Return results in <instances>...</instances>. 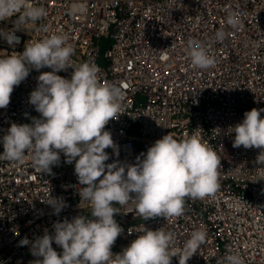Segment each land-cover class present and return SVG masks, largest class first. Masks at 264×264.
Returning <instances> with one entry per match:
<instances>
[{"label":"built area","instance_id":"1","mask_svg":"<svg viewBox=\"0 0 264 264\" xmlns=\"http://www.w3.org/2000/svg\"><path fill=\"white\" fill-rule=\"evenodd\" d=\"M77 5L84 11L73 15ZM27 6H43L48 15L35 24L18 25L19 43L9 45L0 37V58L22 53L29 42L64 34L75 49L73 65L91 59L104 79L124 87L118 119L105 127L118 155L106 149V164L135 163L169 132L178 140L198 134L221 156L220 190L202 200L187 198L180 217L144 220L134 200L115 205L120 213L114 219L123 232L113 254L138 238L143 225L174 232L177 249L203 227L206 243L187 264H221L229 253L238 254L243 264H264V165L256 163L260 150L233 147L235 134L229 133L246 111L264 108V0H28ZM232 11L243 22L238 31L226 23ZM16 19L0 21V29L14 30ZM218 30L226 33L223 42L213 39ZM190 38L207 43L214 67L192 65ZM50 71L32 69L14 87L9 105L0 109V139L13 123L31 124L40 117L29 97L38 76ZM72 72L68 68L56 74L70 79ZM74 166L75 161L65 163L62 152L51 174L34 168L27 154L22 163L0 159V264H34L31 243L21 246L22 239L54 234L53 225L64 219L91 218V206L80 200L84 186ZM49 196L66 205L58 215L46 202ZM52 247L62 253L54 242ZM171 264H179L178 257Z\"/></svg>","mask_w":264,"mask_h":264},{"label":"clouds","instance_id":"2","mask_svg":"<svg viewBox=\"0 0 264 264\" xmlns=\"http://www.w3.org/2000/svg\"><path fill=\"white\" fill-rule=\"evenodd\" d=\"M28 0H0V21L16 16V28L0 29V37L9 45L19 43L15 31L27 23L35 24L47 17L43 6H27ZM84 9L77 5L73 15ZM233 30H240V15L229 12L226 20ZM226 33L218 30L213 39L223 42ZM188 56L194 67L207 70L215 66L207 43L190 38ZM74 47L64 34H53L26 44L22 53L0 58V109L6 108L15 86L28 77L30 70L51 68L38 76V84L30 93L29 103L40 113L31 124L13 123L0 143V159L22 163L26 154L34 168L52 173V166L75 161L74 171L84 187L79 191L81 201L91 206V218L84 215L64 219L53 225L54 234L47 231L34 241L24 238L20 245L31 243L34 264H171L178 257L179 264L188 260L206 243L203 227L192 231L183 247H175L176 234L162 228H140L142 233L121 253L113 254L112 247L123 232L114 219L121 207L134 200L136 211L144 220L156 217H180L185 213L186 199H205L220 190L221 156L209 142L198 134L184 139L174 138L170 132L141 153L133 164L114 161L106 164L112 148L117 146L110 131V120L118 119L125 99L124 87L103 78L101 68L88 60L73 65ZM72 68L71 78L56 73ZM264 108L244 113L242 122L230 128L234 133L233 147L256 148L260 152L256 163L264 165ZM141 157H143L141 159ZM102 177V178H101ZM98 181V182H97ZM134 194V196L130 195ZM46 202L58 215L66 206L60 198L48 197ZM129 229V234H131ZM53 242L62 248L58 254ZM42 258V259H40ZM221 264H243L238 254H226Z\"/></svg>","mask_w":264,"mask_h":264}]
</instances>
